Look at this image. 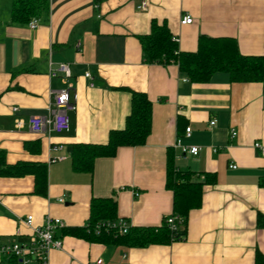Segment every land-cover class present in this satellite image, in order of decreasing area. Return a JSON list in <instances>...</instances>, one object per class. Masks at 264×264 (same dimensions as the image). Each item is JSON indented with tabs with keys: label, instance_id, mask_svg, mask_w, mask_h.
Masks as SVG:
<instances>
[{
	"label": "crops",
	"instance_id": "obj_1",
	"mask_svg": "<svg viewBox=\"0 0 264 264\" xmlns=\"http://www.w3.org/2000/svg\"><path fill=\"white\" fill-rule=\"evenodd\" d=\"M141 1L47 0L33 18L38 28L30 30L31 20L14 17L16 0H0V151L8 166L48 170L45 197L34 193V176H0V245L29 243L33 231L24 220L32 216L40 227L51 217L64 228L58 233L63 247L51 251L50 264H264L258 260L264 257V157L253 148L264 145V80L231 83L226 73H216L206 84H193L177 65L146 64L138 39L153 22H165L181 52H195L205 35L233 38L241 54L264 57V0H147L140 11ZM185 16L193 23L182 26ZM60 64L70 66V80L50 77ZM69 84L70 130L32 134L30 119L47 117L51 92ZM130 91L153 104L145 145L97 159L92 173L75 171L76 145H104L111 131L124 129ZM178 139L199 147L198 156H185ZM169 156L181 171L216 175V183L203 188L201 206L190 212L183 240L139 248L63 234L88 224L96 198L114 199L116 221L124 219L130 229L161 227L173 213ZM0 264L11 263L0 257Z\"/></svg>",
	"mask_w": 264,
	"mask_h": 264
},
{
	"label": "trees",
	"instance_id": "obj_2",
	"mask_svg": "<svg viewBox=\"0 0 264 264\" xmlns=\"http://www.w3.org/2000/svg\"><path fill=\"white\" fill-rule=\"evenodd\" d=\"M47 0H16L14 17L28 22L46 10ZM146 64L162 66L177 65L180 72L193 84L210 82L216 73H226L231 83L253 84L264 80V57L241 54L233 38H211L202 35L195 52H181L177 39L163 22L152 23L148 35L138 38ZM131 111L122 130L111 131L104 145L79 144L74 147L72 163L75 171L92 173L94 164L100 158H114L120 148L145 145L152 129L153 104L146 94L130 91ZM167 189L173 194V213L177 217V229L171 230L166 223L159 228H129L127 234L119 233L113 226L117 220V203L112 198L93 199L88 224L83 228L63 230L65 236H73L103 245H127L146 247L152 244H169L186 237V222L191 211L202 204L203 188L216 183V175L181 171L169 156ZM34 176L38 196L47 195L48 170L45 165L19 163L8 166L4 152L0 151V176L21 178ZM260 224L264 218L259 217ZM111 225V226H110ZM264 257L258 255L261 261ZM10 263H17L14 258ZM263 261V260H262Z\"/></svg>",
	"mask_w": 264,
	"mask_h": 264
},
{
	"label": "built area",
	"instance_id": "obj_3",
	"mask_svg": "<svg viewBox=\"0 0 264 264\" xmlns=\"http://www.w3.org/2000/svg\"><path fill=\"white\" fill-rule=\"evenodd\" d=\"M96 3H101L105 0H94ZM148 8L147 0H142L138 6V10L146 11ZM193 23V19L190 16H185L181 20V25H190ZM39 22L37 19H33L29 22L28 26L30 30H36ZM51 78H57L59 76L66 80H70L73 75L68 64H60L56 69H51L49 73ZM86 78L93 80L90 73H86ZM93 86V84H92ZM73 90L71 84L66 89L51 92L54 98L53 103L49 108V115L47 117H33L29 121V130L32 134L41 136L49 134H62L70 130V123L67 116V112L70 109H74L70 102V92ZM18 111L17 108L14 109ZM21 127V122L18 123ZM216 126V121L210 122V127ZM186 137L191 136V129H186ZM237 136V131L232 129L230 131V139H234ZM176 148H181L182 153L191 156H198L200 152L199 147H187L182 145L181 140L176 142ZM253 148L261 153L264 157V145L256 142ZM235 168V167H233ZM33 217L29 216L24 220L25 224L33 231L32 239L29 243H17L13 242L9 245H0V257L6 259L14 258L17 260V264H50L49 256L53 250H61L63 247L62 239L58 236V233L64 228V223L60 219L48 217L44 226L35 227L33 225ZM166 223L171 230L177 229V217L169 216L166 219ZM111 226V225H110ZM119 231V233L125 235L129 231L128 223L124 219H119L116 224H113ZM20 235V232L17 233ZM88 264H103L101 261H94Z\"/></svg>",
	"mask_w": 264,
	"mask_h": 264
}]
</instances>
